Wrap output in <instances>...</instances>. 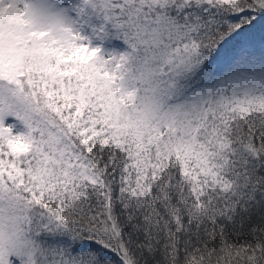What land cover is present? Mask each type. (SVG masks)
Masks as SVG:
<instances>
[{
    "label": "snow or ice",
    "instance_id": "6c2138e0",
    "mask_svg": "<svg viewBox=\"0 0 264 264\" xmlns=\"http://www.w3.org/2000/svg\"><path fill=\"white\" fill-rule=\"evenodd\" d=\"M0 264H264V0H0Z\"/></svg>",
    "mask_w": 264,
    "mask_h": 264
}]
</instances>
